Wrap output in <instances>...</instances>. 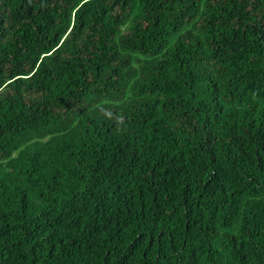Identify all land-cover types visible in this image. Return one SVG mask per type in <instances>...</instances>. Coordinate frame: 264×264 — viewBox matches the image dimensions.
I'll list each match as a JSON object with an SVG mask.
<instances>
[{
  "label": "trees",
  "instance_id": "obj_1",
  "mask_svg": "<svg viewBox=\"0 0 264 264\" xmlns=\"http://www.w3.org/2000/svg\"><path fill=\"white\" fill-rule=\"evenodd\" d=\"M0 264H264V0H0Z\"/></svg>",
  "mask_w": 264,
  "mask_h": 264
}]
</instances>
